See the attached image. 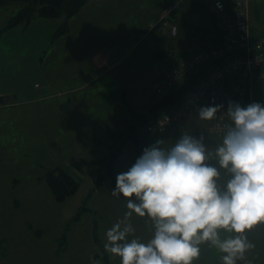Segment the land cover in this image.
I'll return each mask as SVG.
<instances>
[{
    "label": "rangeland",
    "instance_id": "374dc122",
    "mask_svg": "<svg viewBox=\"0 0 264 264\" xmlns=\"http://www.w3.org/2000/svg\"><path fill=\"white\" fill-rule=\"evenodd\" d=\"M91 3L92 0L79 12L90 4L92 11L81 14L95 21L91 17L100 16L102 9L98 8L96 11L95 5ZM14 6L0 10L2 14H11L16 8ZM251 6L253 21L264 30V0H251ZM103 9L106 10L104 7ZM102 16L103 14L100 17ZM72 18L67 19L64 14L54 19L35 18L30 24L17 25L14 27L16 31H9L8 35L1 36L0 86L4 87L3 85L13 80L17 81L18 86L22 82V89L27 91L42 94L46 90L47 94L54 96L41 103L42 112H58L57 98L62 100L61 96L65 95L67 99L68 91L76 89L77 92L70 95V105L79 101L78 109L85 114L86 121L83 126L82 118L78 119L79 126L74 124V133L65 130L62 147H43L41 150L29 148L24 155L19 153V159L7 170L0 165V176L19 173L23 178L22 186L18 190L8 196H0L1 235H8L11 240L8 257L2 264H106L105 254L108 260L110 258L115 264H120L119 257L105 251V233L128 211L127 199L122 195H112L115 185L110 181L97 184L98 166L87 165L82 171H78L70 166V161L79 158L97 161L109 154V148L103 142L108 145L113 143L109 137L110 130L124 132L133 117L131 107L126 108L125 96L139 111H145L147 106L163 97H152L147 91L155 79H152L154 66L164 64L168 67L166 59L154 60L151 53L155 49H166L164 43L174 41L176 37L160 38L163 41H158V47L153 48L154 41L153 45L149 39L141 43V38L132 36L85 38L78 35L79 32L73 28ZM64 27L67 31L58 34ZM95 47H105L113 55L118 63L113 75L121 78L119 83H114L113 78L114 85H110L112 75L105 74L101 81L84 86L94 77V71L86 59L88 52ZM147 53L149 54L143 59L141 55ZM138 56L141 58L138 59ZM121 87L122 94L114 98L111 91ZM123 91L126 93L123 94ZM261 96L263 101L259 102ZM254 97L256 103L264 104V88L256 89ZM117 98L119 103L115 102ZM118 104L121 108L117 107ZM204 106L210 105L204 102L199 108ZM161 113L159 111L155 117ZM153 119L146 123L138 121L137 140H127L114 161L116 175L128 171L151 143L154 136L147 132V125ZM92 121V124L96 122L94 128L90 125ZM201 134L207 141H222L223 137L204 130ZM201 134L192 130L188 132V135L197 138ZM167 136L156 135L153 140H168ZM180 138L181 136L175 140ZM11 154L13 161L14 155ZM22 162L26 163L24 167H15ZM59 165L79 183L76 193L63 203H56L44 177L38 182V178L44 176L47 169ZM1 192H9L6 185L2 186ZM16 198L18 206L15 205ZM145 219L133 215L131 222L136 231L129 239L138 237L147 241L151 238L148 225L144 224L142 227L140 224L145 223ZM95 234L100 244L96 242ZM223 235L222 233V237ZM249 239L256 245L249 258L253 264H264V227L249 233ZM4 244L2 240V254L7 252V248L2 250ZM219 256L215 249L204 245L196 264H220Z\"/></svg>",
    "mask_w": 264,
    "mask_h": 264
},
{
    "label": "clouds",
    "instance_id": "9594fccd",
    "mask_svg": "<svg viewBox=\"0 0 264 264\" xmlns=\"http://www.w3.org/2000/svg\"><path fill=\"white\" fill-rule=\"evenodd\" d=\"M222 108L201 107L198 117L214 120ZM226 115L214 148L203 134L168 149L158 140L116 176L112 195L126 198L128 211L106 231L104 248L120 264H196L204 245L220 264H253L249 233L264 227V104L229 102ZM134 214L146 218L147 241L129 239Z\"/></svg>",
    "mask_w": 264,
    "mask_h": 264
},
{
    "label": "crops",
    "instance_id": "0c3cea01",
    "mask_svg": "<svg viewBox=\"0 0 264 264\" xmlns=\"http://www.w3.org/2000/svg\"><path fill=\"white\" fill-rule=\"evenodd\" d=\"M93 4L95 5L96 11L98 8L102 9L100 16L102 14L103 16L91 17V19H96L92 21L89 17L82 15L81 13L83 12L86 13L88 11L90 13V11H92L89 7L90 4L85 10L77 13L72 18V24L73 28L79 32L78 35L85 38L96 36H132L141 38V43L149 39L152 45L153 41L155 42V45L151 48L155 46L158 47L157 42L163 41L160 38H168L169 35L163 33V27L158 21L163 12L170 10L167 19L170 23L178 26V33L174 41H167L164 43L166 49H155L154 51L151 49V57L154 60L166 59V64L168 65V67L164 64L154 66L152 79H155L153 82L162 78L170 69L177 65L184 56L210 47L215 42L219 41L223 35L220 23L216 19L217 16L213 12L211 5L205 3L204 0H92L91 5ZM10 5H15L14 8L16 7L15 9L17 10L15 11V9H13L11 14H2L0 10V42L5 35H8L7 33H10L9 31H16L14 27L8 29L4 28L9 20L22 8V4L10 1L9 3L0 5V8H5ZM103 7L106 8L105 11ZM252 16L250 0L249 18L252 34L254 37H259L264 34V30L253 21ZM155 52H157V54H155ZM148 54L149 53L142 54L141 56L144 59ZM140 58L141 57L138 56V59ZM86 60L94 71V77L92 80L85 83L84 86H89L90 84L101 81L103 78L102 75L105 74L112 75V80L110 79L109 81L110 85H114V83H119L121 81L119 76L113 75L118 63L107 48L95 47L91 49L88 52ZM204 71L205 68H200L196 71L194 76L190 78L199 81L204 77ZM13 78L15 79L16 77ZM113 78L115 79L114 83ZM190 78H188L187 81ZM0 82H2V80H0ZM10 82H8L7 85H3L4 87L0 86V96L6 97L5 101L0 104V165L6 168L5 170L13 166L17 159H19L18 154L21 153V155H24L26 149L36 148L41 150L43 147H62L65 130L68 129L69 132L74 133V126H79L78 119L82 118L83 126L86 125L85 114L78 109L79 101L72 106L70 105V95L76 93V89L68 91L69 94L67 99H65V95L61 96L62 100L59 97L57 98L58 112H42L43 105L41 103L47 101L54 95L47 94L46 90L43 91V89L42 94L40 92L27 91L26 89H22L24 88L22 82H20V86H18L17 81L10 80ZM122 87L114 92L111 91L114 98L122 94ZM30 88H32V86H30ZM125 93L126 92L123 91V94ZM93 95L96 96L95 94ZM125 97L124 101L127 105L126 108L130 106L132 111L140 113L150 112L151 109L161 101V99H159L152 103V105L147 106L145 111H139L133 107V102L130 104L127 100V96ZM261 97L263 98V96ZM115 102L119 103V99L117 98ZM117 107L121 108L120 104H118ZM170 109L172 108L166 110ZM164 111L162 110L161 112ZM216 119L211 121L200 120L197 108L186 114L181 123L176 124L173 129L167 134H164L169 136H167L168 140H163L165 143L161 145V147L165 149L171 148L175 142L178 141L175 140L176 138L188 134L190 130L196 131L197 134H201L202 130L209 131V128ZM93 122L94 121H92L90 125ZM95 123L92 124L91 127L93 126L94 128ZM155 137L156 135L154 138ZM153 139L152 141L150 140L151 143H149L146 148L157 142ZM221 142L222 141L216 140L207 141L205 139V143L209 148H214ZM11 153L14 155L13 161ZM25 164L26 163L22 162L21 164H16L15 167L21 168L24 167ZM50 169H47V171ZM10 175L11 174L4 175L5 177L0 176V196H8V194H12L22 186L21 179L23 178L19 173ZM43 177H45V175L39 177L38 182L42 181ZM3 185H6L9 190L8 193L1 192ZM15 205L18 206L17 198L15 199ZM140 224L144 227L145 223ZM2 240L5 242L2 250L4 251L7 248V252L5 253L4 251L3 254L0 252V264L8 257V247L11 245V240L8 235L2 236L0 230V242H2ZM109 260L110 264H115L110 258Z\"/></svg>",
    "mask_w": 264,
    "mask_h": 264
},
{
    "label": "built area",
    "instance_id": "2783aa9c",
    "mask_svg": "<svg viewBox=\"0 0 264 264\" xmlns=\"http://www.w3.org/2000/svg\"><path fill=\"white\" fill-rule=\"evenodd\" d=\"M204 1L218 18L222 38L208 48L184 56L148 88L152 97L164 96L194 76L198 69L205 68L204 77L184 94L177 107L151 118L154 119L147 125V132L152 136L167 134L204 102L210 106L223 105L209 128L211 134L222 136L224 126L230 123L226 115L229 102L246 107L255 102L256 89L264 88V34L259 37L252 34L250 0ZM169 11L162 13L158 23L164 34L175 37L178 26L168 21Z\"/></svg>",
    "mask_w": 264,
    "mask_h": 264
},
{
    "label": "trees",
    "instance_id": "16d2710c",
    "mask_svg": "<svg viewBox=\"0 0 264 264\" xmlns=\"http://www.w3.org/2000/svg\"><path fill=\"white\" fill-rule=\"evenodd\" d=\"M10 1L22 4V8L9 20L4 29L13 28L20 24H30L35 18L54 19L64 14L67 19H70L90 0H0V5H4ZM216 19L218 21V18ZM66 31L67 28L64 27L58 34L65 33ZM197 82L191 78L188 81H184L177 89L167 92L150 112L137 113L132 111L131 114L133 117L128 122L127 129L124 132L120 133L110 130L109 137L113 140V143L108 145V143L103 142L110 151L105 157L97 161H89L86 158L72 159L70 166L75 168V170L82 171L85 166L94 164L99 167L98 185H102L105 181H110L113 185H116L117 175L114 168V161L119 156L127 140H137L136 130L138 121L146 123L159 111L177 107L181 103L184 94ZM262 99L260 97L259 102L263 101ZM44 179L56 203L65 202L79 188L78 181L62 166L48 170ZM95 236L96 242L100 244L99 238L96 234ZM104 259L105 263L108 264L109 260L106 254L104 255Z\"/></svg>",
    "mask_w": 264,
    "mask_h": 264
},
{
    "label": "water",
    "instance_id": "95a60500",
    "mask_svg": "<svg viewBox=\"0 0 264 264\" xmlns=\"http://www.w3.org/2000/svg\"><path fill=\"white\" fill-rule=\"evenodd\" d=\"M6 97L5 96H0V104H2L5 101Z\"/></svg>",
    "mask_w": 264,
    "mask_h": 264
}]
</instances>
